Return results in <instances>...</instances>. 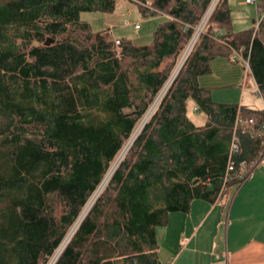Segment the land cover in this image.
Returning <instances> with one entry per match:
<instances>
[{"label": "trees", "instance_id": "1", "mask_svg": "<svg viewBox=\"0 0 264 264\" xmlns=\"http://www.w3.org/2000/svg\"><path fill=\"white\" fill-rule=\"evenodd\" d=\"M129 1L145 16L148 2V15H166L148 45L121 39L116 47L80 20L112 13L116 0H0V264H49L76 224L53 264H160L156 229L169 214L233 193L245 182L238 175L264 154L257 136L264 109L216 103L197 83L213 58L236 61L240 52L264 101L262 34L254 26L233 32L229 0H220L104 193L80 218L211 2ZM263 8L256 0L257 12ZM217 30L231 41L219 43ZM188 100L203 125L188 118Z\"/></svg>", "mask_w": 264, "mask_h": 264}, {"label": "crops", "instance_id": "2", "mask_svg": "<svg viewBox=\"0 0 264 264\" xmlns=\"http://www.w3.org/2000/svg\"><path fill=\"white\" fill-rule=\"evenodd\" d=\"M148 16L146 13L145 17ZM156 16H161L162 22L166 20L165 14L158 13ZM253 21L251 25L246 22L243 28L238 26L232 31L252 28ZM209 68L210 73L198 77L197 83L200 88L210 91L214 102L260 110L264 108V101L260 97L258 99L262 105L257 107L255 101L245 95L249 79L254 93L257 88L241 60L231 61L217 56L210 61ZM204 121L205 117L200 125L192 122L201 126ZM242 185L213 204L194 200L188 213L169 214L167 224L156 229L159 263L264 264V177L257 176L248 185Z\"/></svg>", "mask_w": 264, "mask_h": 264}, {"label": "rangeland", "instance_id": "3", "mask_svg": "<svg viewBox=\"0 0 264 264\" xmlns=\"http://www.w3.org/2000/svg\"><path fill=\"white\" fill-rule=\"evenodd\" d=\"M150 7H151V5H150ZM229 9L231 10V19L233 21L232 28L236 29L238 26H241V28H243L242 26L246 25V22H248V24L251 25L252 21L256 19L253 34L254 35H256V34L261 35L262 34V38L264 40V8H263V10L261 9L260 12L256 13L255 5L245 4L244 0H230ZM261 13H262V15H261ZM261 16H262V18H261ZM159 17H161V16H159ZM159 17L158 16L145 17L144 15H142L140 10L138 9V6L136 5V3H133L129 0H116V7L112 13L86 12V13H82L80 15V20L82 22H85L88 25L89 30L93 34L98 33V32H102L103 36H107L106 33L108 30L106 28L111 27L112 35L108 36L110 39H112V37H115V38H118V40L125 39V40L133 41L136 45H148L152 42L153 32L155 31L157 24L160 21L162 22V19ZM258 21H259V24L257 26ZM125 22L128 23V25L125 26L124 25ZM136 24H138L139 27L141 28L138 31L134 29V25H136ZM206 28H207V26H206ZM206 28H205V30H206ZM218 33H219V30L216 31V36H217V38H219L217 41L219 43L223 44L222 43L223 38L220 39ZM200 36L196 40V42H195L194 46L192 47L188 57L193 52V50L196 48L197 43L200 39ZM112 40H115V39H112ZM183 41H184V46H183L182 50L179 52L174 63L169 67V70H170L169 76H171L172 73L175 71V68L178 64V61H179L181 55L183 54V51L187 47L188 43L191 41V37L188 39L186 38ZM178 72H179V70H178ZM178 72L176 73L175 77L177 76ZM247 84H248V86H247V90L245 93L246 97H248V96L251 97L252 100L255 101V103H254L255 106L258 107L260 104L262 105L261 101L258 99L259 97L253 91L252 82L250 81V79L248 80ZM163 96H164V94H163ZM163 96H162V98H163ZM156 98H157V96H156ZM156 98H154V100ZM161 99L159 98V100H157L159 102L155 105H152L154 102V100H153L151 106L148 108V109H150L148 115L151 116L155 112V110H156L157 106L159 105ZM194 106L195 105L193 104V102L191 100H188V102H187V115H188V118L190 120L194 121L195 124L200 125L202 123V121L204 120V114L200 111H197L196 108H194ZM145 114H147V113H145ZM149 118H146L144 115L136 123V127L133 130L131 138L124 143L123 150L121 152H119L117 154V156L115 157V159H114L113 163L111 164V167L108 171L109 173H107L108 175L106 176V179L102 182L99 189L96 190L95 193L89 198V200L86 203V206L84 207V209L81 212L80 218H83L87 214V212H89V210L92 208V206L95 203V201L97 200V198L101 194L104 193V186L106 185L110 176L112 175L114 170L117 168V166L120 164V162L122 160H124V158H126L127 155L129 154L130 147H131L135 137L140 133L144 122L148 121ZM263 171H264V163H261L254 170H252V173L247 177L244 184L248 185V183L251 182L253 180V178H255L257 176L264 177ZM260 174H262V175H260ZM244 184L242 186H244ZM242 189H243V187H242ZM242 189H241V191H242ZM232 207H233V205L231 206V209H232ZM57 213L58 214L60 213V207L59 206H58ZM77 225L78 224H76V226ZM73 231H74V226L69 229L67 236L64 239L63 246L57 251L56 254H59L60 250H62L64 248V246L67 244V242L70 240V238L72 237V235L74 233ZM55 259H56V255H54V257L52 258L50 263L51 262L53 263L55 261Z\"/></svg>", "mask_w": 264, "mask_h": 264}, {"label": "built area", "instance_id": "4", "mask_svg": "<svg viewBox=\"0 0 264 264\" xmlns=\"http://www.w3.org/2000/svg\"><path fill=\"white\" fill-rule=\"evenodd\" d=\"M219 1L220 0H211V2L209 3V5H208V7H207V9H206V11L204 12V14H203V16L201 17V19H200V21L198 22V24L193 28V33H192V36H191V41L192 40H194V42H193V45H192V47L194 46V44H195V42H196V40L198 39V37L200 36V35H202L203 33H204V31H205V28H206V26H207V24H208V22H209V20H210V18H211V15L213 14V12H214V10H215V8H216V6H217V4L219 3ZM244 2L246 3V4H253V5H255L256 6V0H244ZM150 2H148V3H146V4H142L141 6H143L147 11V13L148 12H153L154 11V9H152V7H150ZM261 15H262V13H261ZM261 18H262V16H261ZM260 21V20H259ZM259 21H258V23H257V26H258V24H259ZM125 26L126 25H128V23H126L125 22V24H124ZM255 26V25H254ZM110 28V29H109ZM140 27H139V25L138 24H136V25H134V29H136V30H138ZM108 31H107V36H110L111 35V27H108V28H106ZM105 29V30H106ZM188 29V26H185L184 27V30L186 31ZM218 35H219V37L221 36H224L225 35V32H223L222 30H219V33H218ZM114 41V45L116 46V47H118L119 46V44H120V40H118V39H115V40H113ZM190 41V42H191ZM231 41V38L230 37H226V38H223V41H222V43L224 44V43H228V42H230ZM189 42V43H190ZM188 43V44H189ZM188 46V45H187ZM186 49V48H185ZM192 49V48H191ZM191 51V50H190ZM190 51H189V53H190ZM184 52V51H183ZM189 53H188V55H189ZM188 55H187V57H188ZM235 57L236 58H238V60H241L243 63H244V66H245V69L248 71L249 70V67H248V61L247 60H245V59H243V58H241L242 56L240 55V52H238V53H236L235 54ZM187 59V58H186ZM186 59H185V61H186ZM185 61H184V63H185ZM184 63H183V65H184ZM182 65V66H183ZM182 66H181V68H182ZM180 68V69H181ZM179 69V70H180ZM174 79V78H173ZM173 81V80H172ZM172 83V82H171ZM170 86V85H169ZM168 89V88H167ZM162 91V90H161ZM161 91H160V93L157 95V98L154 100V102H153V104L152 105H155V104H157L159 101H157V99L158 98H162V96H163V94H165V92L167 91H165L161 96H160V94H161ZM264 109V108H263ZM149 111H150V109H148L147 110V114L149 113ZM147 114H145V115H147ZM151 114V113H150ZM150 117V115H148L147 116V118H149ZM147 122V121H146ZM144 124H145V122H144ZM143 124V125H144ZM257 136L258 137H261V136H264V132H259L258 134H257ZM238 143H239V141H238V138H237V136L236 135H234L233 136V138H232V142H231V146H230V152L231 153H236L237 151H238V149H239V145H238ZM261 163H264V154L259 158V159H257V160H255L254 162H253V164H252V168L250 169V170H245L243 173H241L240 175H238V177H239V179H241V180H246L247 179V177L251 174V172H252V170H254L258 165H260ZM231 171H233V164L232 163H229V165H228V169H227V173L228 172H231ZM76 225L74 226V231H75V229H76ZM73 231V232H74ZM69 239V238H68ZM60 252H61V250H60ZM59 252V253H60ZM56 255V258H57V256H58V254H55ZM54 263V262H53ZM52 262L51 263H49V264H53Z\"/></svg>", "mask_w": 264, "mask_h": 264}, {"label": "bare ground", "instance_id": "5", "mask_svg": "<svg viewBox=\"0 0 264 264\" xmlns=\"http://www.w3.org/2000/svg\"><path fill=\"white\" fill-rule=\"evenodd\" d=\"M193 42H194V40H192V41L188 44V46L186 47V49L184 50L183 54L181 55V57H180V59H179V61H178V64H177V66H176V68H175V71L172 73V75L170 76L169 80H168V81L166 82V84L164 85V87H163V89H162V91H161L160 96H161V95L167 90V88H168L169 85L171 84L173 78L175 77L176 73L178 72V70H179V69L181 68V66L183 65L185 59L187 58V55H188L189 51H190L191 48H192ZM157 100H159V98H158ZM147 116H148V114L145 115L146 118H147Z\"/></svg>", "mask_w": 264, "mask_h": 264}, {"label": "water", "instance_id": "6", "mask_svg": "<svg viewBox=\"0 0 264 264\" xmlns=\"http://www.w3.org/2000/svg\"><path fill=\"white\" fill-rule=\"evenodd\" d=\"M51 43V40L50 39H47L46 42L44 43V45H49Z\"/></svg>", "mask_w": 264, "mask_h": 264}]
</instances>
